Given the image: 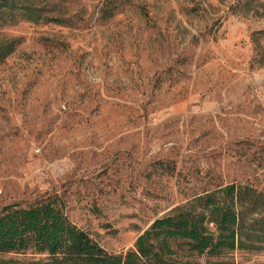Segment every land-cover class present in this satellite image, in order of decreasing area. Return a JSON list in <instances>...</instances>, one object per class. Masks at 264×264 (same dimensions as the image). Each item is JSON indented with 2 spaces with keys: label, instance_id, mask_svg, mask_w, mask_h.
I'll return each mask as SVG.
<instances>
[{
  "label": "rangeland",
  "instance_id": "374dc122",
  "mask_svg": "<svg viewBox=\"0 0 264 264\" xmlns=\"http://www.w3.org/2000/svg\"><path fill=\"white\" fill-rule=\"evenodd\" d=\"M31 1L0 16L17 40L0 61V215L56 200L120 253L196 194L264 190V0Z\"/></svg>",
  "mask_w": 264,
  "mask_h": 264
},
{
  "label": "trees",
  "instance_id": "16d2710c",
  "mask_svg": "<svg viewBox=\"0 0 264 264\" xmlns=\"http://www.w3.org/2000/svg\"><path fill=\"white\" fill-rule=\"evenodd\" d=\"M31 0H0V16L14 10L36 13ZM42 19L43 23L53 18ZM17 40L0 38V61ZM236 251L264 252V190L230 183L196 194L156 219L133 248L111 253L72 223L64 205L41 202L21 208L8 205L0 215V254L31 252L39 259H0V264H234ZM215 259V260H212Z\"/></svg>",
  "mask_w": 264,
  "mask_h": 264
}]
</instances>
